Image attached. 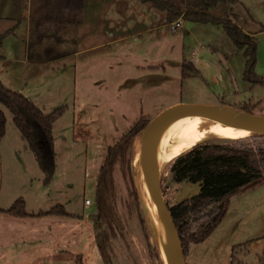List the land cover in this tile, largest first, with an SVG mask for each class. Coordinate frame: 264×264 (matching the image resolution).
<instances>
[{"label":"rangeland","instance_id":"1","mask_svg":"<svg viewBox=\"0 0 264 264\" xmlns=\"http://www.w3.org/2000/svg\"><path fill=\"white\" fill-rule=\"evenodd\" d=\"M34 1L32 27L42 13V0ZM150 7L142 0H85L72 53L47 63H12L10 39L0 47L8 87L45 112L64 107L53 125L55 174L46 183L12 111L0 103L7 116L0 138V264H162L144 202L139 135L116 157L103 189L105 205L99 209L98 174L109 146L139 117L152 118L175 102L232 104L264 114V85L244 78L243 52L221 24L196 22L189 28L183 21L172 31L163 11L155 18ZM212 10L235 16L256 33L255 72L264 75V0L223 1ZM8 14L10 8H0V15ZM11 23L1 19L0 32ZM25 31L26 22L20 26V33ZM182 59H191L200 70L183 83ZM207 140L229 139L212 134ZM173 158L161 169L169 205L199 189L198 182L174 180L169 170ZM20 197L27 215L4 210ZM58 204L71 213L48 212ZM203 247L193 245L197 262H217ZM237 250L250 264H264V255L252 262L253 255ZM234 259V264H248Z\"/></svg>","mask_w":264,"mask_h":264},{"label":"trees","instance_id":"2","mask_svg":"<svg viewBox=\"0 0 264 264\" xmlns=\"http://www.w3.org/2000/svg\"><path fill=\"white\" fill-rule=\"evenodd\" d=\"M142 1L151 2L154 7L165 10L167 21L181 16L183 20L221 24L235 47L243 52L244 78L252 83L264 85V75L255 72L256 37L246 32L232 18L210 11L219 2L234 0ZM84 2L85 0H42L40 4L42 13L34 20L33 27L31 25L28 49L30 61H50L72 53L70 45L77 40L75 34L82 22ZM69 31L73 32L72 37L67 36ZM5 36L6 32L0 34V44ZM198 72L190 60H183V77ZM0 103L12 111L16 124L28 140L45 174V182L49 183L56 169L53 125L64 111V107L45 112L32 98L6 86L1 80ZM242 108L250 111L248 107ZM149 120L150 118L142 116L115 144L109 146L105 162L98 174L97 201L100 210L105 205L103 189L106 187L116 157L124 154ZM6 121V113L0 107V138L5 134ZM169 170L176 181L186 179L199 183L197 192L169 205L186 254L190 244L203 241L221 222L234 195L264 183V134L196 143L177 154ZM4 210L18 216L28 214L26 201L22 197ZM48 212L69 214L62 204L52 207Z\"/></svg>","mask_w":264,"mask_h":264},{"label":"crops","instance_id":"3","mask_svg":"<svg viewBox=\"0 0 264 264\" xmlns=\"http://www.w3.org/2000/svg\"><path fill=\"white\" fill-rule=\"evenodd\" d=\"M148 3L149 5H151L150 10L155 9L153 10V16L155 18L158 17L160 12L162 13L163 11L162 15L164 16L166 22H170L167 21L166 19L165 10L160 9V11L157 12L158 8L154 7L151 2ZM217 5H215L213 8H215ZM0 8H10V15L9 14L0 15V20L8 18L10 19V23L12 22L10 24L9 29L0 32V34L6 32V36L3 42L0 44V47H4L3 45H5L6 41L10 39V52H12L11 59L13 61L12 63L14 62L22 63L24 67H30V62L32 61H30L28 58V49H29V39L31 33L32 0H0ZM210 11L212 13L219 14L213 11L212 8L210 9ZM124 15L127 17L130 15V13L124 12ZM219 15L232 18L246 32L253 34L256 37V33L243 26L235 16L230 15L228 13L219 14ZM25 22H26V31L24 33H20V26L23 25V23ZM184 22L187 24L189 28H191L192 26L195 25L197 21L184 20ZM8 45L9 44H7L6 47ZM215 48L216 47L214 46L210 50L213 51ZM1 55H3V53H0V56ZM63 57L64 56L58 57L50 61L61 59ZM183 60L184 59L178 61L179 66L181 67L179 79L181 80L182 83L183 81H188L193 75L200 74L199 68L190 59V61L199 70V72L196 74H190L183 77L182 76ZM50 61L35 62V63H47ZM4 72L5 71L3 70V67L0 66V76H1L0 80L7 86V81H8L7 78L9 76L8 75L4 76L5 74ZM163 72L165 79L169 78L166 77L167 76L165 74L166 71L164 70ZM11 80L12 79L10 78V82ZM141 117H139L138 119H140ZM91 203L92 202L87 204H91ZM70 213L71 212H69V214ZM194 244L196 243L190 244L188 251L185 254L186 263L201 264L202 263L201 260L199 259V262H197L198 260H196L195 259L196 257H194L193 254ZM199 244H204V247L202 249L206 250V252H208L210 255H214L215 257H217V262L215 261L213 264H234V260H235L234 258H237L238 260L250 264L249 261L245 259H241L239 257L238 255L239 251L237 250V248L241 250L240 252L243 253V256H246L247 253L249 255H253L254 259L252 262L259 260L261 256L264 255V183L258 185L255 188L248 189L246 191L234 195L230 200L228 210L225 216L223 217V219L221 220V222L215 227V229L210 233V235L207 238H205L203 241L199 242ZM221 257L223 258L221 259ZM205 263L206 262H204V264Z\"/></svg>","mask_w":264,"mask_h":264},{"label":"water","instance_id":"4","mask_svg":"<svg viewBox=\"0 0 264 264\" xmlns=\"http://www.w3.org/2000/svg\"><path fill=\"white\" fill-rule=\"evenodd\" d=\"M196 115L201 119H212L223 124L264 134V114L254 113L232 104H211L196 102H175L156 113L139 132L136 154L139 157L143 184L148 193L149 220L153 236L160 252L162 264H186L185 254L161 186V166L158 160L157 136L164 124L173 117ZM207 134L200 140L211 136ZM250 134V135H251ZM195 141L192 145L196 144ZM190 146V147H191ZM2 180V157L0 151V187ZM160 220L162 232L154 223V216Z\"/></svg>","mask_w":264,"mask_h":264},{"label":"bare ground","instance_id":"5","mask_svg":"<svg viewBox=\"0 0 264 264\" xmlns=\"http://www.w3.org/2000/svg\"><path fill=\"white\" fill-rule=\"evenodd\" d=\"M211 133L218 137L235 139L250 135L251 131L229 126L212 119H201L196 115L173 117L164 124L157 136V152L161 169L195 141H199L203 136ZM143 196L144 202L149 206L150 201L146 188ZM153 221L158 232L161 233V223L156 215Z\"/></svg>","mask_w":264,"mask_h":264},{"label":"built area","instance_id":"6","mask_svg":"<svg viewBox=\"0 0 264 264\" xmlns=\"http://www.w3.org/2000/svg\"><path fill=\"white\" fill-rule=\"evenodd\" d=\"M183 21L184 20H183V18L181 16H179L176 19L170 21L169 22L170 29L172 31L177 30V28L181 26V24L183 23ZM90 202H91L90 198H86V203H90Z\"/></svg>","mask_w":264,"mask_h":264}]
</instances>
